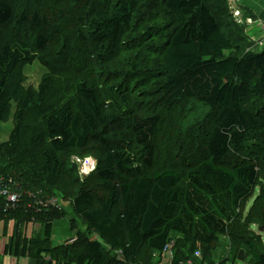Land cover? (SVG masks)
Instances as JSON below:
<instances>
[{"label": "trees", "instance_id": "16d2710c", "mask_svg": "<svg viewBox=\"0 0 264 264\" xmlns=\"http://www.w3.org/2000/svg\"><path fill=\"white\" fill-rule=\"evenodd\" d=\"M75 1L77 26L69 30L64 0H0V122L11 115L12 123L0 143V168L12 167L27 189L26 180L52 191L63 152L97 149L100 192L81 187L72 197L86 230L79 244L64 249L62 263L161 264L174 244L170 264H264V244L253 229L264 232V43L253 50L244 28L223 19L232 17L227 0ZM157 15L161 24L153 22ZM56 27L68 51L51 43ZM154 35L159 42H152ZM122 47L138 49L134 72L143 55L151 57L145 65L151 64L149 78H162L163 109L189 103L186 118L197 108L210 110L207 130L180 135L183 151L199 149V158L157 164L159 114L134 110L129 88L106 91L92 70L83 71L107 66ZM33 63L50 74L27 87L23 68ZM65 72L76 83L73 98H66L69 87L60 88ZM18 210L5 213L0 202L1 237L24 209ZM20 218L15 223H24ZM52 231L46 224L41 238L24 240L15 230L6 254L18 258L22 240V257L42 261L51 253ZM220 245L230 255L216 262Z\"/></svg>", "mask_w": 264, "mask_h": 264}, {"label": "rangeland", "instance_id": "374dc122", "mask_svg": "<svg viewBox=\"0 0 264 264\" xmlns=\"http://www.w3.org/2000/svg\"><path fill=\"white\" fill-rule=\"evenodd\" d=\"M65 2L62 5L63 8H67L66 14L69 17L70 25L69 30L73 29L77 26V21H73L74 15H76V4L75 0H64ZM243 1L249 5L246 7L243 5ZM228 10L232 15L231 18H227V16L223 15V19H226V22L232 23V19L234 22L236 21L240 27L244 28V32L250 42H252V49L257 51L260 50L262 43H264V0H227ZM152 6L149 7V10ZM158 6H153L154 10H158ZM64 21V18H61V22ZM161 17L157 15L154 17L153 22L155 24H161ZM140 34V33H138ZM52 37V38H51ZM51 43L53 46L57 48V51H68L67 39L63 36L58 34V28L56 27L55 30L52 31L50 34ZM159 42L160 38L158 36H153L152 42ZM149 44V43H148ZM150 46L153 44H149ZM140 49H146L145 45L140 44L138 45ZM72 49V47L70 48ZM138 51V49H134L133 51H128L121 48L117 57L115 59H110L107 66H99L96 68H92L93 65L87 67L88 69L83 70L87 74L89 70H92V74L94 78L98 79L99 84L105 87L106 91L108 89H118L122 92L128 89V93L131 94L133 100L132 108L134 110H139L140 113L145 115H157L159 114L160 124L158 129L155 133V156L157 159V164H162L163 162H172L177 165L187 164V162L195 158H199L198 150L191 151L189 149H185L180 147V143L183 142L181 140V133H186L188 135L194 136L198 131L202 132L203 130L208 129V120L210 118V110L207 108H197L196 112L193 113L190 118H186L187 116V107L191 104L189 103H178L175 106H171L170 108L163 109V100L162 97L164 95V91L161 88L162 85V78L159 75L150 77V73L148 70L151 68V64H146V60L150 59L151 57L148 54L143 55V60L139 63V69L134 72L132 65L135 64L134 54ZM146 52V50H144ZM79 65L77 66V62H69V67L77 68L80 67L81 61L78 59ZM137 64V63H136ZM75 67V68H76ZM48 67L42 66L41 64H28L24 66L23 74L26 77L25 84L27 87H36L41 80V77L47 76L50 74V70L47 69ZM145 69H147L145 71ZM70 72L71 69L69 68ZM101 70V71H100ZM85 74V73H84ZM63 79L65 81H61V87L65 88V86L69 87L68 89V96L66 98H70L75 92H73V87L76 83L75 80L68 76V73L65 72L63 75ZM67 81V84H66ZM121 81V82H120ZM118 83H122L118 84ZM73 98V96L71 97ZM193 108V106H190ZM195 108V106H194ZM14 105L11 108L13 111ZM11 115L6 118L5 121L0 122V143L4 142L8 139L10 131H11ZM180 138V139H179ZM183 152V153H182ZM185 152V154H184ZM97 149L95 147H89L83 150H69L65 151L60 156V162L62 164L58 177H56L55 188H52V191L46 190V188L42 189L41 184L38 182H30L28 183V188L23 185V181L17 176L12 173L13 168L7 169L3 171L0 168L1 173L4 176L13 177L15 180V184L18 186V193L20 195L21 189L28 190V198L24 195H20L21 203L19 204L21 208L24 210L20 211L18 216H14L13 219L15 221H11L7 225V236H13L12 231L15 228V222H17V218H20V221L24 222L23 226L25 227L26 223L34 222L35 229H39V237L43 236V229L46 224H51L54 229V232L51 237V243L49 245V250L51 251L50 254H43L42 257L45 260H42V264L55 262L58 264L62 263V256L65 248L69 246L75 247L78 242L81 240L83 233L86 230V225L83 221L76 216L72 209H71V199L72 197L77 194V192L81 189V187H87L88 189L91 188V192L98 194L100 192L98 188L95 186L94 180V170H95V163H96V155ZM184 154V155H183ZM5 160L1 159L0 166L4 167ZM264 170V169H263ZM15 173L19 175V173L15 170ZM263 179L262 186H264V176L261 175ZM26 178V177H25ZM24 178V179H25ZM12 181V180H10ZM262 182V180H261ZM43 184V183H42ZM261 188V185L259 186ZM17 189V188H16ZM256 194L260 193L259 189L257 188L255 191ZM54 198L51 200L54 202L55 205L58 206V209H54L49 213L51 216H42L45 213H37V206L36 203L38 201H45L46 199ZM254 198L247 202L245 210L246 212L249 210ZM2 204V203H1ZM260 204V200H259ZM258 204V205H259ZM27 207V209L25 208ZM260 210L263 209V206L259 207ZM18 210V211H19ZM244 210V211H245ZM16 212V211H15ZM55 212H58L55 214ZM258 212V206L255 209L253 216L255 213ZM245 214V212H244ZM26 217L31 219L29 222L23 221ZM21 223V222H19ZM3 225V224H2ZM0 224V231H3V227ZM39 225V227L37 226ZM31 226V225H28ZM256 227V226H255ZM254 229V232H259L257 234L260 235L263 244H264V232L263 230H257V227ZM21 231V228L19 229ZM66 230V232H65ZM38 231V230H35ZM68 232V233H67ZM22 234V233H21ZM28 235L23 236L22 239L27 238V240L33 238L34 236L31 235V230L28 228ZM1 238V233H0ZM26 240V239H24ZM2 244H6L7 242L10 243V238L7 240H1ZM20 244V252L19 258H24L25 260H19L17 264H28L27 260H30V256L27 257L23 256V243L25 241L21 240ZM222 245L225 247L226 243L222 242ZM174 244L170 245L165 253V261L169 262L171 258V254L173 253ZM70 248V247H69ZM229 248L223 249L222 246L216 247L214 250V259L216 262L221 261L222 259H229ZM2 251H0L1 255ZM141 259L145 257L140 256ZM48 259V261H47ZM2 261V262H1ZM146 260H143L140 264H145ZM10 258L1 259L0 264H9ZM240 264H246V262H241Z\"/></svg>", "mask_w": 264, "mask_h": 264}, {"label": "built area", "instance_id": "2783aa9c", "mask_svg": "<svg viewBox=\"0 0 264 264\" xmlns=\"http://www.w3.org/2000/svg\"><path fill=\"white\" fill-rule=\"evenodd\" d=\"M16 190H18V186L15 184V182L8 180L0 171V202L3 203V212L11 213L17 211L20 208L19 204L21 203L22 200L20 196L16 193ZM51 200H54V198L46 199L45 201L43 200L38 201L36 203L37 206L36 212L49 213L54 209H58V206L55 205L54 202ZM21 232L22 230L20 231V233ZM1 247H2V242L0 240V251H1ZM167 249L164 251V255ZM172 257H173V253L171 254V258L169 261L172 260ZM48 264H58V263L55 262L50 263L48 261Z\"/></svg>", "mask_w": 264, "mask_h": 264}, {"label": "crops", "instance_id": "0c3cea01", "mask_svg": "<svg viewBox=\"0 0 264 264\" xmlns=\"http://www.w3.org/2000/svg\"><path fill=\"white\" fill-rule=\"evenodd\" d=\"M243 5H245L246 7H248L249 5H247V3L245 2V1H243ZM19 223V222H18ZM9 224H11L12 225V228H13V224L14 223H9ZM24 224H22V223H19V224H17V223H15V228L13 229V231H12V234H13V232L15 231V230H19V227L21 228V230H22V236H28L29 237V235H28V228H30V230H31V237L32 236H36V235H40V233H39V229H35V225H34V222H32V223H26V225H25V227L23 226ZM28 225H31V226H28ZM38 227H39V225H37ZM35 230H38V231H35ZM54 232V229H53V231H52V233ZM65 232H66V230H65ZM85 232V231H84ZM83 232V233H84ZM68 233V232H67ZM82 234V233H81ZM10 237V235L8 236V237H6V236H2L1 237V239L0 240H7L8 238ZM32 239V238H31ZM2 242V241H1ZM6 244H2V247H1V251H2V253H1V255H0V260L2 259H6V258H10V262H9V264H17L18 263V261L19 260H25L24 258H17L15 255H13V254H11L10 256H8L7 254H6V252H7V250H6ZM41 260H45V258L44 257H42V259ZM163 261V263H161V264H169V262H167V261H165V257L163 256V259H162ZM26 261V260H25ZM2 262V261H1ZM27 262H28V264H42V261H39V262H33L32 260H27Z\"/></svg>", "mask_w": 264, "mask_h": 264}, {"label": "clouds", "instance_id": "9594fccd", "mask_svg": "<svg viewBox=\"0 0 264 264\" xmlns=\"http://www.w3.org/2000/svg\"><path fill=\"white\" fill-rule=\"evenodd\" d=\"M96 164V163H95ZM164 257H165V255H163ZM172 259H173V257H172ZM171 263V261H169V264Z\"/></svg>", "mask_w": 264, "mask_h": 264}, {"label": "water", "instance_id": "95a60500", "mask_svg": "<svg viewBox=\"0 0 264 264\" xmlns=\"http://www.w3.org/2000/svg\"><path fill=\"white\" fill-rule=\"evenodd\" d=\"M259 230H262V228H260Z\"/></svg>", "mask_w": 264, "mask_h": 264}]
</instances>
